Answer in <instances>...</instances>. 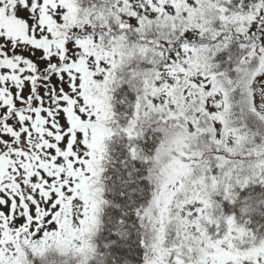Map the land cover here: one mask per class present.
I'll return each mask as SVG.
<instances>
[{"label": "snow or ice", "instance_id": "6c2138e0", "mask_svg": "<svg viewBox=\"0 0 264 264\" xmlns=\"http://www.w3.org/2000/svg\"><path fill=\"white\" fill-rule=\"evenodd\" d=\"M0 264H264V0H0Z\"/></svg>", "mask_w": 264, "mask_h": 264}]
</instances>
